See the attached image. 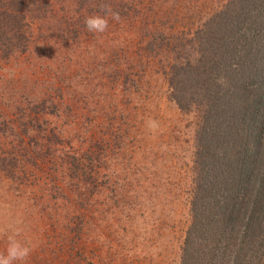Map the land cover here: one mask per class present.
Masks as SVG:
<instances>
[{
    "label": "rangeland",
    "instance_id": "obj_1",
    "mask_svg": "<svg viewBox=\"0 0 264 264\" xmlns=\"http://www.w3.org/2000/svg\"><path fill=\"white\" fill-rule=\"evenodd\" d=\"M31 1L26 50L0 52V253L19 228L23 264H180L198 116L167 73L228 0ZM102 4L121 20L90 33Z\"/></svg>",
    "mask_w": 264,
    "mask_h": 264
},
{
    "label": "trees",
    "instance_id": "obj_2",
    "mask_svg": "<svg viewBox=\"0 0 264 264\" xmlns=\"http://www.w3.org/2000/svg\"><path fill=\"white\" fill-rule=\"evenodd\" d=\"M36 4L0 0L4 58L26 50ZM172 52L169 98L198 116L180 264H263L264 0H228Z\"/></svg>",
    "mask_w": 264,
    "mask_h": 264
},
{
    "label": "clouds",
    "instance_id": "obj_3",
    "mask_svg": "<svg viewBox=\"0 0 264 264\" xmlns=\"http://www.w3.org/2000/svg\"><path fill=\"white\" fill-rule=\"evenodd\" d=\"M99 9L104 15L96 13L86 17L84 20L86 30L93 34H102L106 32L109 26V19L115 22L121 20L119 12L113 11L110 5L102 4L99 6ZM192 56L194 57L192 63L195 64L200 59V53L198 51L194 52ZM216 83L225 88L228 86L227 80L223 75L217 78ZM146 123L147 127L152 130H155L158 126L157 122L154 120H149ZM19 235V228L6 234V248L4 252L0 253V264H23L31 255L33 249L21 243L17 238Z\"/></svg>",
    "mask_w": 264,
    "mask_h": 264
}]
</instances>
